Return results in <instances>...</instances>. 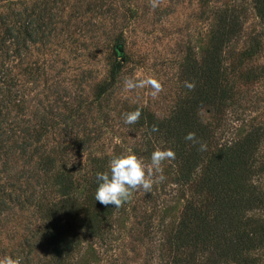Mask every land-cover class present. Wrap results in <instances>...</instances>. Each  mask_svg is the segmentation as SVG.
I'll use <instances>...</instances> for the list:
<instances>
[{
    "label": "rangeland",
    "instance_id": "rangeland-1",
    "mask_svg": "<svg viewBox=\"0 0 264 264\" xmlns=\"http://www.w3.org/2000/svg\"><path fill=\"white\" fill-rule=\"evenodd\" d=\"M257 4L160 0L153 10L149 0H0V258L173 264L168 235L186 202L204 200L194 188L206 155L257 125L264 130V20ZM224 15L232 33L219 51L220 79L230 91L219 103H196L198 141L207 147L198 151L190 179L176 158L164 161L165 179L150 193L137 191L120 208L106 206L96 222L100 234L56 211L66 194L89 196L86 180L109 171L114 156L135 154L150 165L154 150L171 149L175 138L167 136L165 121L201 98L202 58ZM147 77L162 83L158 96L124 87L128 78ZM136 109L139 121L125 124L124 114ZM253 159L251 181L264 202V138ZM245 214L264 223V203ZM54 230L61 235L52 241ZM242 264H264V234Z\"/></svg>",
    "mask_w": 264,
    "mask_h": 264
},
{
    "label": "trees",
    "instance_id": "trees-1",
    "mask_svg": "<svg viewBox=\"0 0 264 264\" xmlns=\"http://www.w3.org/2000/svg\"><path fill=\"white\" fill-rule=\"evenodd\" d=\"M256 2H259L257 11L264 20V0ZM221 21L222 26L217 29L213 43L205 50L202 58L201 98L200 94L195 95L186 112L183 109L175 111L165 121L170 127L167 136L175 138L171 150L186 180L190 179L199 158L198 143L193 144L185 139L190 132L195 133L197 140L202 134L194 118L196 103L198 99L208 104L219 103L228 97L230 91V87H225L220 79L222 69L219 51L232 33V25L230 28L224 26L228 21L225 15ZM116 69V65L111 68V76ZM192 74L194 78L197 77V70ZM263 138L264 130L261 125H257L240 137L222 141L206 155L202 174L198 176L194 188L196 193L203 194L204 200L201 204L186 202L176 228L168 235V242L174 251L173 264H217L223 258H229L234 264H242L248 259V251L254 248L264 234V223L245 214L247 209L264 203L258 184L251 181L255 161L253 154ZM73 181L74 178L67 176L68 183ZM86 183V190L91 189L89 196L77 198L73 194L71 197L66 194L60 199L56 211H62L69 218H77L80 225L89 224L87 229L91 234H100V226L96 222L102 212L107 213L108 209L104 205L97 210L92 209V206L101 205L95 201L98 182L95 177L87 179ZM82 205L84 208L81 210ZM80 213L83 215L80 216ZM57 232H52L50 240H55ZM58 235H61L60 230ZM56 242L60 244L62 238L59 237ZM52 245L56 243L52 242Z\"/></svg>",
    "mask_w": 264,
    "mask_h": 264
},
{
    "label": "clouds",
    "instance_id": "clouds-1",
    "mask_svg": "<svg viewBox=\"0 0 264 264\" xmlns=\"http://www.w3.org/2000/svg\"><path fill=\"white\" fill-rule=\"evenodd\" d=\"M150 7L155 10L159 7L160 0H149ZM124 87L128 91L137 88H150V94L153 97L158 96L163 91L162 83L153 77L144 79L128 78L124 81ZM185 87L189 90L195 88V83L185 82ZM141 110L136 109L124 114V123L128 125L139 121ZM152 131H158L156 126ZM185 139L195 143H200L195 133H188ZM206 145L200 143V151L206 150ZM175 159V153L171 149H156L151 153L150 165H145L141 158L135 154L114 156L109 162V171L98 172L96 180L98 187L95 191V201H99L104 206L113 205L114 208H120L131 200L132 195L137 191L150 193L154 184L162 183L163 176L162 163L167 160ZM0 264H23L22 257H12L6 255L0 258Z\"/></svg>",
    "mask_w": 264,
    "mask_h": 264
}]
</instances>
